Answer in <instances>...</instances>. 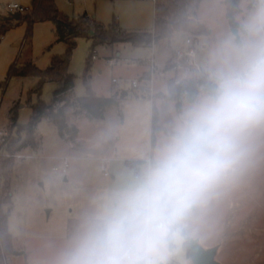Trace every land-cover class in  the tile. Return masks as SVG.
<instances>
[{
	"label": "clouds",
	"instance_id": "obj_1",
	"mask_svg": "<svg viewBox=\"0 0 264 264\" xmlns=\"http://www.w3.org/2000/svg\"><path fill=\"white\" fill-rule=\"evenodd\" d=\"M161 48L175 67L43 178L68 211L28 264H230L260 234L264 0H186Z\"/></svg>",
	"mask_w": 264,
	"mask_h": 264
},
{
	"label": "rangeland",
	"instance_id": "obj_2",
	"mask_svg": "<svg viewBox=\"0 0 264 264\" xmlns=\"http://www.w3.org/2000/svg\"><path fill=\"white\" fill-rule=\"evenodd\" d=\"M30 1L0 0V14H8L9 3L16 2L26 8L29 7ZM55 2L59 11L69 18L87 15L105 26L116 22L127 31H150L154 26V0ZM8 22L13 27L8 29L0 40V144L4 139L15 136L18 130L11 126L10 111L14 104L16 103L17 123L24 125L28 123L32 113L30 104L38 101L37 96L30 92L37 79L8 76L10 65L13 62L25 64L32 59L38 68L45 69L50 65L51 57L64 53L66 48L63 42L57 41L55 25L50 21L34 23L32 36L29 38L26 21ZM19 40L23 41L21 46H14ZM162 40L149 46L129 42L96 46L93 51L96 57L91 58L88 64L92 42L84 37L77 39L69 67V73L74 76V86L72 91L60 97L57 105L65 112L68 129L64 135H60L56 123L44 116L39 119L35 128L38 144L36 150L26 147L15 154L0 151V157L10 158L15 165L10 188L6 193L2 192L3 180L0 177V207L4 211L10 208L8 228L14 239L13 250L21 252L8 255L3 264H28L30 242L36 236L53 229L66 215L67 206L59 197L55 194H41L40 190L44 187L43 178L73 153L82 149L86 141L95 135L106 121L113 116L124 119L127 103L137 98L147 83L140 81V85L134 88L127 81L141 80L140 73L146 68L148 71L144 77L151 79L153 76L161 78L175 67L171 59H163ZM152 58L154 69H151L150 64ZM113 78L125 81L116 85L112 82ZM88 84L98 97L113 98L117 101L106 108L100 117L87 118L75 105V98L86 95ZM56 87L55 82H46L39 99L49 104ZM123 92L126 95H123ZM74 128L77 129L76 133ZM230 264H264V220L261 221L260 234L254 237L252 243L246 244L243 250L236 252Z\"/></svg>",
	"mask_w": 264,
	"mask_h": 264
},
{
	"label": "trees",
	"instance_id": "obj_3",
	"mask_svg": "<svg viewBox=\"0 0 264 264\" xmlns=\"http://www.w3.org/2000/svg\"><path fill=\"white\" fill-rule=\"evenodd\" d=\"M185 3L186 0H154L155 16L152 31L137 32L127 31L116 22L105 26L87 15L69 18L59 11L55 0H31L29 12L24 15L21 14L19 19L27 23V37L32 36L34 23L50 21L55 25L57 41L63 42L66 48L64 53L54 55L51 58L50 65L45 69H40L31 62L21 65L13 62L10 65L8 76L35 77L37 79V83L30 92L37 96L38 101L36 103L28 101V103H31L32 113L28 123L24 125L17 123L16 108H12L11 126L18 128V130L16 135L11 139L3 140L0 144V151L3 150L5 153L15 154L26 147L36 150L38 144L35 128L39 119L44 116L56 123L60 135H64L68 129L65 112L57 105L61 99L60 97L72 91L74 86V76L69 73V67L78 38L84 37L92 42V53L89 56L88 64L94 55L93 51L96 46L111 45L116 42H129L134 45L149 46L164 38L169 21ZM9 26L10 23L6 21L0 27V40ZM46 82H55L57 84L53 92V98L49 104L39 99ZM122 94L126 95L125 92ZM75 99L78 111L83 112L88 118L100 117L106 108L117 102L113 98L98 97L89 84L86 86V95ZM74 131L76 133L77 129L74 128ZM14 166V162L10 158L0 157L1 179L3 180L1 189L4 193L10 188ZM9 214L10 208L4 211L0 207V264H3L4 258L14 251V239L8 228Z\"/></svg>",
	"mask_w": 264,
	"mask_h": 264
},
{
	"label": "built area",
	"instance_id": "obj_4",
	"mask_svg": "<svg viewBox=\"0 0 264 264\" xmlns=\"http://www.w3.org/2000/svg\"><path fill=\"white\" fill-rule=\"evenodd\" d=\"M7 9H8V13L19 12L21 14V13L29 12V7L24 8L23 6H21L20 4H18L16 2L9 3L7 6ZM95 57H96V55L94 54L92 58H95ZM150 64H151V69H154L155 63H154L153 58L150 60ZM149 80H150L149 78H145L144 76H142L141 80L134 79V80H128L127 82L130 83L131 87L137 88L140 85V81L148 82ZM124 81L125 80H123L121 78H113L112 79V82L116 85H120Z\"/></svg>",
	"mask_w": 264,
	"mask_h": 264
},
{
	"label": "water",
	"instance_id": "obj_5",
	"mask_svg": "<svg viewBox=\"0 0 264 264\" xmlns=\"http://www.w3.org/2000/svg\"><path fill=\"white\" fill-rule=\"evenodd\" d=\"M21 14L19 12L8 13L4 19L6 20H19ZM20 251H13V254H19ZM215 255L214 252L204 253L199 250L193 249L192 257L195 264H214L213 256Z\"/></svg>",
	"mask_w": 264,
	"mask_h": 264
},
{
	"label": "crops",
	"instance_id": "obj_6",
	"mask_svg": "<svg viewBox=\"0 0 264 264\" xmlns=\"http://www.w3.org/2000/svg\"><path fill=\"white\" fill-rule=\"evenodd\" d=\"M30 4H31V1H30ZM30 6V5H29ZM8 15V14H7ZM7 15H1L0 14V24L2 25L4 22H6V21H11V20H6V19H4L5 18V16H7ZM54 25V24H53ZM11 26V27H10ZM10 26H9V28L8 29H10V28H12L13 27V25L12 24H10ZM121 27V26H120ZM121 28H123V27H121ZM7 29V30H8ZM6 30V31H7ZM126 30V29H125ZM152 31V29L150 30V31H137V32H151ZM6 33V32H5ZM4 36V35H3ZM2 36V37H3ZM56 39H57V36H56ZM23 43V41L22 40H19L18 42H16L15 44H14V46H21V44ZM156 45V44H155ZM53 57V56H52ZM51 57V58H52ZM28 60V59H27ZM51 61V60H50ZM28 62H31V63H33L34 61L32 60V59H30V60H28ZM148 70H147V68L144 70V71H142L140 74L142 75V76H144L145 75V73L147 72ZM16 104V103H15ZM15 104H14V106L13 107H15ZM12 107V108H13ZM12 108H11V110H12ZM10 114H12L11 113V111H10ZM85 115V114H84ZM85 117H87L86 115H85ZM88 118V117H87ZM12 124V123H11ZM0 177H1V167H0Z\"/></svg>",
	"mask_w": 264,
	"mask_h": 264
}]
</instances>
